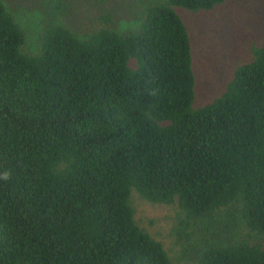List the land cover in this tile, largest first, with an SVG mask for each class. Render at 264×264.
I'll return each instance as SVG.
<instances>
[{
  "label": "trees",
  "instance_id": "1",
  "mask_svg": "<svg viewBox=\"0 0 264 264\" xmlns=\"http://www.w3.org/2000/svg\"><path fill=\"white\" fill-rule=\"evenodd\" d=\"M226 1L153 3L124 32L50 22L33 50L0 0V264H172L133 191L189 220L236 204L264 235V41L197 106L176 9ZM200 264H264V247L211 245Z\"/></svg>",
  "mask_w": 264,
  "mask_h": 264
},
{
  "label": "rangeland",
  "instance_id": "2",
  "mask_svg": "<svg viewBox=\"0 0 264 264\" xmlns=\"http://www.w3.org/2000/svg\"><path fill=\"white\" fill-rule=\"evenodd\" d=\"M28 31V47L50 22L85 36L101 28L136 29L147 6L163 0H4ZM185 20L193 47L197 77L196 105L219 95L236 66L248 60L264 41V0H227L211 10L176 7ZM131 202L139 225L160 240L172 264H200L206 247L246 241L264 247V235L251 230L230 205L189 220L177 202L154 203L133 191Z\"/></svg>",
  "mask_w": 264,
  "mask_h": 264
},
{
  "label": "clouds",
  "instance_id": "3",
  "mask_svg": "<svg viewBox=\"0 0 264 264\" xmlns=\"http://www.w3.org/2000/svg\"><path fill=\"white\" fill-rule=\"evenodd\" d=\"M3 178L4 179H7L8 178V174H5Z\"/></svg>",
  "mask_w": 264,
  "mask_h": 264
}]
</instances>
